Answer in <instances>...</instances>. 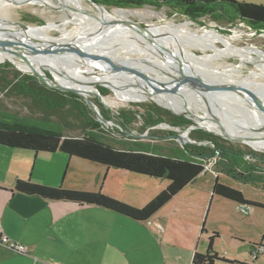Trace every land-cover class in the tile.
Returning <instances> with one entry per match:
<instances>
[{"label":"crops","instance_id":"crops-1","mask_svg":"<svg viewBox=\"0 0 264 264\" xmlns=\"http://www.w3.org/2000/svg\"><path fill=\"white\" fill-rule=\"evenodd\" d=\"M73 160L61 153L36 154L0 145V239L6 237L28 250L20 255L0 245V264H193L195 254L206 253L213 233H219L213 248L221 259L264 264V254L255 261L251 257L253 245L264 248V222L260 225L257 208L243 210L212 193L178 197L204 174L146 222L97 206L14 191L17 181L53 188L63 184L69 189L66 180ZM112 198L141 207L135 203L146 199V204L154 197Z\"/></svg>","mask_w":264,"mask_h":264},{"label":"trees","instance_id":"trees-1","mask_svg":"<svg viewBox=\"0 0 264 264\" xmlns=\"http://www.w3.org/2000/svg\"><path fill=\"white\" fill-rule=\"evenodd\" d=\"M91 1L106 9H141L149 6L159 10L165 9L173 16L187 18L195 23L204 19L217 25L232 27L240 22L264 29V6L239 3L232 0ZM7 67L11 66L7 65ZM10 90L15 91L23 98L30 99L32 105L44 113L45 118L51 116L50 114H59L66 108L67 110L79 111L81 106L89 114L91 112L79 96L50 88L34 75H21L18 73L15 76V80L10 83L8 91ZM138 108L141 111L130 112L123 110L118 112L117 119L121 127L131 129L137 115H143L144 130L147 127H155L163 122H169L176 127L191 125L190 121L174 117L170 115L169 111L152 105H141ZM82 113L85 114L83 111ZM101 115L107 120H112L109 113L104 110H101ZM30 121H35L42 125L46 124L47 128L39 127L38 124L32 125ZM101 127L102 124L96 117L94 121L86 117L85 129L87 131L82 136H65L58 124L49 122L47 119H42L41 121L23 119L17 122L15 117L0 114V145L36 154L61 153L69 158H77L102 165L107 169H118L168 181L169 184L166 189L150 200L144 207H133L100 192L66 190L63 187L53 188L29 181H17L14 191L47 201L71 203L78 206H97L137 222H146L183 189L201 176L204 172V161L212 158L216 152H219V156L227 163L229 167L228 174H237L239 177L247 175V177H252V174L262 172L259 167H253L246 160L254 159L256 163L262 164L264 163V154L246 152L232 146L224 147L215 141L219 139L218 137L201 130L193 131L192 138L199 142H208L214 146V149L209 146L189 144L171 156H161L137 143L130 144L127 147L114 148L102 141V138L104 139L105 137H100V135L95 133V130H100ZM245 155H251V157L246 158ZM212 196L240 206L264 209L263 204L247 200L241 191L222 184L219 177H216L214 181ZM204 232L205 228L203 225L202 233ZM218 239L219 233H213L209 238L206 253L195 254L193 264L232 263L221 259L215 252L213 245ZM253 247H256V245H253Z\"/></svg>","mask_w":264,"mask_h":264},{"label":"rangeland","instance_id":"rangeland-1","mask_svg":"<svg viewBox=\"0 0 264 264\" xmlns=\"http://www.w3.org/2000/svg\"><path fill=\"white\" fill-rule=\"evenodd\" d=\"M232 1L264 6V0ZM51 4L53 5L52 7L56 10L51 9V7L43 8L31 3H26L24 5L16 7L12 5L5 8L3 7L2 9H0V20L20 22L29 26V28L45 29L55 27L57 29L49 33V37L55 40L62 39V34L59 30L61 28H66V31L71 33L74 37H77L81 32V27L71 20L72 17L69 15V13H67L66 10L60 11L61 8L57 7L61 5L58 0H52ZM82 4L87 8L95 10L94 5L87 0H82ZM104 9L110 14H113V12H116L117 10L126 11L129 16L127 22L136 27H160L169 25L172 29H181L180 27L188 24V30L192 32L196 31V33H201L202 31L216 32L225 39L237 35L239 36V39H236L233 42L231 41L235 47H253L259 49L264 53V29L262 28L249 26L240 22L232 27L217 25L214 22L204 19L195 23L187 18H179L178 16H173L165 9L159 10L149 6L143 7L141 9ZM94 25L96 26V24ZM112 28L115 29L116 27L112 26L111 29ZM15 30L21 29L16 27ZM113 36L117 35L115 33L109 34L107 38H104L101 41L99 40L100 42L98 41V45H102L101 47H104ZM216 48H224L223 43H217ZM91 51L95 53H98V51L100 52V50H98L97 48H94ZM193 53L198 58H204L212 55L213 49L208 48L205 52L196 50L193 51ZM70 55L81 57L75 54ZM120 56H124V54H120ZM133 57L134 59H137L136 63L148 67L147 70L151 75L154 76V73L156 72L163 74V72L160 71L157 66L143 61L139 62L138 60L142 59V56H140V54H135L133 55ZM206 62H208L210 64L209 66H212V68H219L217 69L219 71L236 70L237 76L242 79L251 77L252 73L256 71L255 64L246 63L242 67H240L241 62L238 59H233L230 57H225L223 59H218L212 62ZM7 65H10L11 67H7ZM99 71L103 72L105 71V69H100ZM18 73H20L21 75H32L31 73L20 71L8 60L0 59V114H5L9 117H15V119H17V122H20L23 119L36 121L47 119L49 122L58 124L62 128L63 134L65 136H82L87 131L85 129L86 117H88L89 120L91 119L93 121L96 117L91 110L89 114L82 106L79 107V111H75L72 109L67 110L66 108L59 114H50L51 116L45 118L43 115L44 113L38 108L34 107L30 99L19 96L13 90L8 91L10 83L15 80V76ZM48 75L51 77V74L49 72ZM67 80L70 81L69 79ZM257 80L261 83L264 82L263 78H257ZM92 84L93 83H90L88 85L89 92L86 94V96L96 104L100 112L101 110L108 112L111 119L116 123H119L117 119L119 111H141L140 108H138V106L141 105H152L154 107L161 108L162 110L169 111L170 115L174 117L190 121L191 125L194 123L193 120L187 118L186 116L174 114L169 109L160 106L150 97L141 93L134 94L138 93L134 92L132 94H120L103 85L101 86L98 84ZM159 90L162 89L159 88ZM232 95L239 96L242 94L232 93ZM231 105L236 111H241V108H238L240 107V105L236 103H233ZM82 111L85 114H83ZM135 119L136 120L133 122L131 129L136 135L144 136L143 138L128 137L127 135L121 133V131L117 127H106L103 124L100 130H95V133L100 135V137H105L104 139L102 138V141L114 148H122V146L127 147L130 146V144L137 143L145 146L149 151L161 156H171L173 155V153L182 150L186 145H195L190 142L182 145L179 141H177V139L173 138L174 135L183 134L184 136L188 137V141L204 144L207 143V146H212L210 143L208 144V142H199L198 140L192 138V133L196 130H192L188 134H185L191 125L185 127H176L172 126L169 122H163L155 127H147L144 130L145 126L143 115H137ZM30 123L32 125L38 124L39 127L47 128L46 124L42 125L41 123H37L35 121H30ZM198 130L218 137L219 139H216L215 141L219 145H222L224 147L232 146L242 151L264 154V152L255 151L245 145L227 141L217 133L210 132L206 128H200ZM226 141L229 143H227ZM73 161L74 164L70 166L69 174L66 180V185L69 187V189L62 186V182L64 181L65 176H63L60 180V184L62 185L59 187H63L66 190H79L94 193L100 192L109 197H156L163 190H165L169 184L165 179H155L118 169H107L102 165L80 160L77 158H74ZM246 161L253 167H259L260 169H258L262 172L252 174V177H247V174V176L245 177H239L237 174H228L229 167L221 156H218L217 158L212 157L205 160L204 163H206V165H208L210 169H212V172L206 173L205 176H202V178L197 181V183L188 187L178 197H210L209 194L212 193V187L217 176L220 178V182L222 184L239 190L244 194L245 197L264 205V163H256L254 159H249ZM64 172H66V170H64ZM145 201L146 199H144V201L135 203L139 204V206L141 207H133L142 208L148 203L147 202L145 204ZM257 210L260 214L259 223L260 225H262V223L264 222V210Z\"/></svg>","mask_w":264,"mask_h":264},{"label":"bare ground","instance_id":"bare-ground-1","mask_svg":"<svg viewBox=\"0 0 264 264\" xmlns=\"http://www.w3.org/2000/svg\"><path fill=\"white\" fill-rule=\"evenodd\" d=\"M12 1L19 0H0V9L11 5L16 7L17 5L12 4ZM51 1L52 0H27V3H31L43 8H49L53 6L51 4ZM58 1L61 5L57 7H66L65 10L72 17L71 20L81 27V32H88L92 29H103L104 31L109 30L114 32L118 29H123L119 26H114L116 28L111 29L112 24H99L95 21L93 16L90 17L84 15L86 13L94 15L95 17L100 18V20L121 21L127 24H131L127 22V19L129 18L128 13L123 10H117L116 12L114 11L115 13L113 12V14H110L104 8L102 10L97 9L96 6H94L95 10L87 8L82 4V0ZM3 22L4 21L0 20V29L7 33H21L22 35L35 37L51 44H65L71 41L74 37L71 33L66 31V28L59 29L60 33L62 34V39L55 40L49 37V33L57 29L55 27L45 29L28 27V29L24 31L23 29L15 30V28L10 26L2 27L1 24L3 25ZM94 24H96L97 27ZM188 26L189 25L186 24L185 26L180 27L181 29H172L171 26L164 25L160 26V28L170 37L180 57L181 53H184V60L188 68L197 72L203 80L217 87H235L239 90V92L244 93L237 96L232 95L231 92L214 91L215 100H218L221 102V104H223V106L221 107L225 112L229 113L230 115H235L236 117H242L243 120H245V124L251 128L256 129L264 125V108L256 106L246 98L249 96L264 103V82L261 83L257 80V78L264 79V53L259 49L253 47H235L232 42L236 39H239V36L237 35H234L230 38L226 37L227 39H225L216 32L202 31L201 33H196V31H189ZM139 39L142 40V43L146 42L149 45L155 47L165 49L169 48L168 41L163 39L161 35H140ZM124 40L125 39H122L119 36H113L104 46V48H102L103 50H100V52L98 51V53L90 50V55L97 60L106 59L111 62L121 64L127 69H129L130 67L136 68L142 72V74L144 75V79L139 76H135L133 72L127 70H115L113 66H110L107 63H105L103 67L96 68L94 65H90L89 63H87L82 57H76L70 54L37 56V58L33 57L30 60L31 62L29 63V61L27 62L15 58L10 53L0 51V59L10 60L15 63L21 70L29 72L32 71L33 68H46L50 70L52 74H54L55 79L59 83L73 88L83 93L85 96L89 92L88 85L90 83H93L92 85H103L120 94H132L134 92H138L134 94L141 93L150 97L160 106L169 109L174 114L184 115L187 118L198 122L199 125L203 126L204 128L209 129L210 131L217 134L220 133V130L215 124L209 112V109L206 107L205 103L199 96H197L191 89H189V87L186 86H179L175 89H173V87H170V85L175 84L177 82V79H179L178 74L172 69V67L162 63L160 60H158L159 58L157 56L155 57V55L145 52V50H143V47L138 43L130 42L126 47L121 48L119 45H117L116 47L110 48L117 42ZM86 41H88V39H86ZM12 43L16 45L14 41H12ZM217 43H223L224 48L217 49ZM208 48L213 49V54L209 55L208 57L198 58L193 53V51L196 50L205 52ZM120 54H124V56H120ZM135 54H140V56L146 55L150 57V59H154L155 62L159 64L162 69H164V73L162 74L156 72L154 73V76L151 75L147 70L148 67L136 63L137 59H134L133 57V55ZM225 57L238 59L241 62L240 67H242L246 63H253L256 65V71L252 73L251 77L242 79L237 76L236 70L219 71L217 70L219 68H212V66H209L210 64L206 62H212L218 59H223ZM100 69H105V71L101 72L99 71ZM62 72L75 74H63ZM67 79H69L70 81H68ZM143 82L150 83L153 86H168V88L165 90H159L154 87H143ZM243 95L246 97H244ZM233 103L240 105V107L238 108H241V111H236L231 105ZM247 135L254 136L258 134L247 133ZM183 138L188 140L187 136L183 135ZM256 147L258 149H264V145Z\"/></svg>","mask_w":264,"mask_h":264},{"label":"water","instance_id":"water-1","mask_svg":"<svg viewBox=\"0 0 264 264\" xmlns=\"http://www.w3.org/2000/svg\"><path fill=\"white\" fill-rule=\"evenodd\" d=\"M91 4L97 7V9L102 10L103 7L99 4L87 0ZM14 5L21 6L27 3V0H19V1H12L11 2ZM51 9L56 10L55 8L51 7ZM66 7H62L60 11H64ZM87 16H93L95 21L99 24H112V26H119L125 30L118 29L116 31H104L103 29H92L91 31H82L77 37H74L71 41L65 44H51L49 42H46L44 40L35 38V37H29L27 35H22L21 33H7L0 29V51L10 53L12 56H14L17 59L29 61L33 57L37 56H48V55H57V54H75L77 56H81L87 63L90 65H94L96 68L103 67L105 63L109 64L110 66H113L115 70H127L130 72H133L135 76H139L144 79V75L141 71H139L136 68L130 67L127 69L121 64H117L114 62H111L109 60L103 59V60H97L94 57L90 55V50H93L94 48L98 50H103L98 45V41L107 38L110 33L116 34L122 39H125L124 41H119L115 45H112L110 48L116 47L119 45L121 48L126 47L128 43H138L140 46L143 47V50L147 52L148 54H153L155 57L157 56L158 60H160L162 63L172 67V69L178 74L177 82L175 84L170 85V87H173V89L178 88L179 86H186L189 87L197 96H199L202 101L205 103L206 107L209 109V112L217 125V127L220 130V133L218 134L222 138H224L227 141L238 143L245 145L247 147L252 148L255 151L264 152L262 149H258L256 146H263L264 145V125L254 129L249 127L245 124V120H243L242 117H236L235 115H230L229 113L225 112L221 106L220 101L215 100V92L214 91H223V92H232V93H241L238 89L235 87H217L215 85L207 83L205 80L201 78V76L188 68L185 60H184V53H181L180 55L176 51V47L171 41L170 37L160 28V27H136L132 24H127L125 22L121 21H108V20H100V18L95 17L91 14H84ZM2 27L10 26L13 28H20L26 31L29 26L20 23V22H11L8 20H4ZM59 26V25H58ZM1 27V28H2ZM140 35H161L163 39L168 41L169 48H159L152 45H149L148 43H142L141 39H139ZM88 39V41H85ZM98 40V41H97ZM118 40V39H117ZM139 40V41H138ZM14 41L16 45L12 43ZM97 41V42H96ZM99 41V42H100ZM26 46V47H25ZM108 48V49H110ZM141 54V53H140ZM142 59L138 60L139 62L143 61L146 63H149L151 65L157 66L160 71L164 73V69H162L159 64L155 62L154 59H150V57L146 55H141ZM74 60V59H72ZM10 63H12L17 69H19L22 72L25 73H31L32 75L36 76L38 79L43 81L48 87L53 88L58 91L62 92H68L75 94L79 96L82 101L88 106V108L95 114L98 121L103 124L106 127H117L121 133L124 135H127L128 137H136V138H143L144 136L136 135L132 129H124L121 127L119 123L114 122L113 120H107L99 111L96 104L87 96H85L83 93L67 87L63 85L62 83H59L52 72L46 68L43 69H35L33 68L32 71H24L21 70L15 63L8 60ZM48 72L51 74V77L48 75ZM172 75V74H171ZM145 87L148 88H157V89H167L168 86H153L150 83L143 82ZM244 94V93H241ZM244 96V95H243ZM246 97V96H244ZM248 100H250L252 103H254L256 106L264 108V103L251 98L246 97ZM200 128H204L203 126L199 125L198 122H195L190 126V128L186 131L185 134H188L192 130H198ZM210 131L209 129H207ZM212 132V131H210ZM215 133V132H214ZM247 133L252 134H258V135H247ZM263 134V135H261ZM173 138L177 139L182 145H185L186 143L190 142L197 146H206L202 143H197L193 141H188L183 138L182 135H174ZM246 158H250L251 155H245Z\"/></svg>","mask_w":264,"mask_h":264},{"label":"built area","instance_id":"built-area-1","mask_svg":"<svg viewBox=\"0 0 264 264\" xmlns=\"http://www.w3.org/2000/svg\"><path fill=\"white\" fill-rule=\"evenodd\" d=\"M202 144H204V143H202ZM205 145L207 146V143H205ZM211 147L214 149L213 145ZM218 156H219V152H216V154L213 157L217 158ZM210 172H212V169H210V167L208 165H206V163H204V172H203V174L205 175L206 173H210ZM248 208H250V207L242 206V209L247 210ZM0 245H2L4 248H6V249H8L10 251L16 252V253H18L20 255H27V253H28V250H27L26 246H24L22 244L15 243L13 241H10L6 237H1ZM263 254H264V248L263 247H261V246L254 247L253 251H252V254H251L252 260H254V261L257 260L258 257L263 255Z\"/></svg>","mask_w":264,"mask_h":264}]
</instances>
